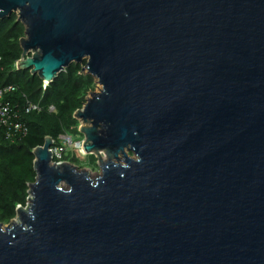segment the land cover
<instances>
[{"label":"water","instance_id":"water-1","mask_svg":"<svg viewBox=\"0 0 264 264\" xmlns=\"http://www.w3.org/2000/svg\"><path fill=\"white\" fill-rule=\"evenodd\" d=\"M17 70L102 87L75 118L102 175L33 151L0 264H264V0H0ZM106 158V160L104 159Z\"/></svg>","mask_w":264,"mask_h":264},{"label":"trees","instance_id":"trees-1","mask_svg":"<svg viewBox=\"0 0 264 264\" xmlns=\"http://www.w3.org/2000/svg\"><path fill=\"white\" fill-rule=\"evenodd\" d=\"M25 30L17 15L0 21V89L16 88L8 97L14 115L11 123H20L26 129V133L17 132L0 121V224L10 223L17 215V207L28 203L29 185L36 182L37 176L33 151L43 147L47 137L57 142L65 134L81 136L75 114L83 109L95 87V79L83 72L86 63L72 64L46 87L30 70H17ZM28 103L39 106L41 111L28 113ZM77 154L69 153L65 159L76 166L80 162ZM88 158L94 164V156Z\"/></svg>","mask_w":264,"mask_h":264},{"label":"built area","instance_id":"built-area-1","mask_svg":"<svg viewBox=\"0 0 264 264\" xmlns=\"http://www.w3.org/2000/svg\"><path fill=\"white\" fill-rule=\"evenodd\" d=\"M16 91L14 86H6L0 89V121L5 127H13L17 132L26 133V129L20 123H11L14 115L12 114V102L9 100V96ZM41 108L35 104L28 103L27 112H40ZM51 111H55L51 108ZM54 142L53 148L51 149L53 153V162L55 164L61 165L64 163H70L65 158L69 154L70 150H75L81 156H86L83 152L82 144L83 140H74L73 136L62 135L59 137L58 141Z\"/></svg>","mask_w":264,"mask_h":264},{"label":"rangeland","instance_id":"rangeland-1","mask_svg":"<svg viewBox=\"0 0 264 264\" xmlns=\"http://www.w3.org/2000/svg\"><path fill=\"white\" fill-rule=\"evenodd\" d=\"M101 89H102V87L99 85V83L95 79V87L91 90V92H93V93L94 92L99 93L101 91ZM91 92L89 93L87 99L91 97ZM80 126H81V123H80ZM71 136L74 137V140H83V137L82 136H77V134H75V133H72ZM74 151L75 150H72L71 149L69 153L72 154V155H75V152ZM78 157L80 158L79 159L80 162L78 163L80 165L77 164L78 166L77 165L76 166L79 168L80 171H82V170L87 171L91 175V178L92 179H96L97 177H99L100 175H102V171L100 169V165H99V162H98V159H97L96 156H94V158H95L94 164H92V162H93L92 161V158L90 159V158H88V156L87 157L86 156H81L79 154ZM82 158H84L85 160H81ZM104 159L106 160V158H104ZM27 205H28V203H27ZM27 205L25 207H23V208H26ZM20 207L21 206H18L17 207V211H18V209ZM13 222H15V223H19L20 222L18 213H17L16 217L10 223L4 224V225L5 226H9Z\"/></svg>","mask_w":264,"mask_h":264}]
</instances>
